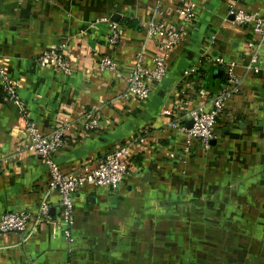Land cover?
Returning <instances> with one entry per match:
<instances>
[{
	"label": "crops",
	"instance_id": "crops-1",
	"mask_svg": "<svg viewBox=\"0 0 264 264\" xmlns=\"http://www.w3.org/2000/svg\"><path fill=\"white\" fill-rule=\"evenodd\" d=\"M190 1L194 11L186 23L174 10L178 0L160 2L162 17L182 27V36L167 55L163 78L136 100L121 96V79L96 72L95 55H110L125 72L142 47L150 66L163 39L157 34L142 45L155 0H0V74L13 83L23 118L48 133L81 109L100 106L94 131L64 134L52 154L61 171L92 163L141 133L147 139L133 146L114 191L85 184L72 194L70 240L47 225L28 235L0 234V264H264V40L260 69L247 70L253 52L247 41L255 37L226 15L233 4L264 16V0ZM102 18L118 25L113 48ZM60 43L71 66L66 74L35 61L41 49ZM216 57L221 64L212 62ZM226 64L238 90L225 101L208 145L196 143L182 156L183 137L166 124L184 104L207 108L200 75L215 67L224 79ZM25 142L20 110L0 91V213L34 212L45 199L56 215L47 168Z\"/></svg>",
	"mask_w": 264,
	"mask_h": 264
},
{
	"label": "built area",
	"instance_id": "built-area-1",
	"mask_svg": "<svg viewBox=\"0 0 264 264\" xmlns=\"http://www.w3.org/2000/svg\"><path fill=\"white\" fill-rule=\"evenodd\" d=\"M161 1L155 0V9L143 24L142 45L157 34L163 36L161 41H157L160 52L151 57L150 66L144 62L142 47L133 56L131 67L125 72L117 69L116 63L110 55L103 53L95 55L94 66L97 73L109 71L116 79L123 81L122 97H130L136 100L145 99L152 84L158 83L163 78L166 71L167 55L181 39L182 27H175L162 17L163 12L159 8ZM174 10L180 16L182 23H186L193 16L194 4L190 0H178ZM154 14L160 15L161 18L154 20ZM226 15L231 16L230 21L236 26L248 27L250 33L255 37L254 41H247V46L252 48L253 52L245 68L253 72L258 71L260 68L256 64L257 50L264 40V16L245 11L233 4H229L226 8ZM102 19L107 20L106 40L109 46L113 48L120 40L118 25L114 20ZM66 49L65 43L41 49L36 55L35 61L40 67L48 66L62 74L69 73L71 66L66 56ZM212 62L215 65L222 63L218 57L214 58ZM192 70L193 68H189L184 72L187 73ZM224 72V79L214 92L209 93L204 88L199 91L207 97V108L204 105L187 107L184 104L181 112L167 122L166 127L168 129L180 133L183 137L180 147L182 156H187L190 148L196 143L202 146L208 145L214 136L213 127L224 109L225 101L237 92L239 81L232 72V65L226 64ZM0 91L3 101L12 102L18 106L23 135L26 138L23 147L44 162L48 172L46 190L55 192L58 197L56 215L50 214V207L45 199L38 203L34 212L4 211L0 213V234L19 232L28 235L38 225H47L53 230L62 231L70 240L68 225L71 219L72 194L85 184L114 191L122 177L127 173L133 146H144L147 142L146 135L141 133L129 141L116 144L92 163L82 162L76 170L61 171L53 161L52 154L64 145L66 132L73 130L80 134L94 131L99 124L98 111L100 106L92 105L89 108L81 109L78 118L71 121L64 119L48 133H41L33 121L23 118L22 105L19 102L15 87L2 74H0ZM99 104H102V100L99 101ZM187 121H190L189 125H186Z\"/></svg>",
	"mask_w": 264,
	"mask_h": 264
},
{
	"label": "trees",
	"instance_id": "trees-1",
	"mask_svg": "<svg viewBox=\"0 0 264 264\" xmlns=\"http://www.w3.org/2000/svg\"><path fill=\"white\" fill-rule=\"evenodd\" d=\"M123 20V22L128 26V27H132L133 25H134V23L131 21V20H128V19H126V18H124V19H122ZM210 71V70H209ZM209 71H207V74H204L203 75V77H202V75H200V77H201V79L203 78L204 79V77H205V80H203L202 81V85H201V88H204L205 90H207L209 93H211V92H214L217 88H218V86H219V84L223 81V79L221 78V79H218L217 80V82H216V86H215V88L214 89H212V88H209L208 87V75H209ZM202 72V71H201ZM189 155V154H188ZM187 155V156H188Z\"/></svg>",
	"mask_w": 264,
	"mask_h": 264
},
{
	"label": "water",
	"instance_id": "water-1",
	"mask_svg": "<svg viewBox=\"0 0 264 264\" xmlns=\"http://www.w3.org/2000/svg\"><path fill=\"white\" fill-rule=\"evenodd\" d=\"M229 18L231 19V16H229ZM221 74L220 69H217L215 67L211 68L209 71V75H208V87L214 89L216 86V82L219 79ZM190 121L186 122V125H189Z\"/></svg>",
	"mask_w": 264,
	"mask_h": 264
}]
</instances>
